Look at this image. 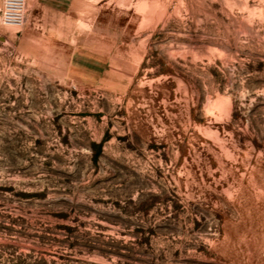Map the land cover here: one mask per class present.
I'll list each match as a JSON object with an SVG mask.
<instances>
[{
    "label": "rangeland",
    "instance_id": "1",
    "mask_svg": "<svg viewBox=\"0 0 264 264\" xmlns=\"http://www.w3.org/2000/svg\"><path fill=\"white\" fill-rule=\"evenodd\" d=\"M0 0V264H264V0Z\"/></svg>",
    "mask_w": 264,
    "mask_h": 264
},
{
    "label": "built area",
    "instance_id": "2",
    "mask_svg": "<svg viewBox=\"0 0 264 264\" xmlns=\"http://www.w3.org/2000/svg\"><path fill=\"white\" fill-rule=\"evenodd\" d=\"M23 3L21 0H8L5 8L6 18L14 25H21L23 18Z\"/></svg>",
    "mask_w": 264,
    "mask_h": 264
}]
</instances>
